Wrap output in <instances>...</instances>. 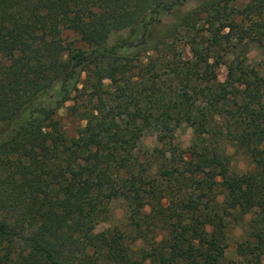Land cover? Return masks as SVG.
Wrapping results in <instances>:
<instances>
[{
	"label": "trees",
	"instance_id": "obj_1",
	"mask_svg": "<svg viewBox=\"0 0 264 264\" xmlns=\"http://www.w3.org/2000/svg\"><path fill=\"white\" fill-rule=\"evenodd\" d=\"M230 1L162 24L179 0H0V264H262L264 0Z\"/></svg>",
	"mask_w": 264,
	"mask_h": 264
},
{
	"label": "rangeland",
	"instance_id": "obj_2",
	"mask_svg": "<svg viewBox=\"0 0 264 264\" xmlns=\"http://www.w3.org/2000/svg\"><path fill=\"white\" fill-rule=\"evenodd\" d=\"M203 0H179L178 6L166 16L161 18L162 24H170L174 21L175 17L180 16L181 14L187 12L192 9L196 5H198ZM244 0H231L228 5L240 7L243 4ZM124 35V33H123ZM62 37L66 43H73L74 46H78L79 43L77 41V37L69 32H63ZM112 42L109 39L108 44ZM182 45V43H180ZM82 46V45H81ZM84 48V47H83ZM236 52L241 53L242 50H237ZM245 58L247 63L252 66L255 70H258L261 75L264 76V59L259 51L253 44H247V48L245 50ZM184 59H188L190 54L188 50L185 48L182 54ZM225 76V69L223 66H219L217 69V79L222 81ZM63 111H59V116L61 117V122L65 127L66 134L69 137L74 135V130L76 128H80L83 126L82 122L71 123L63 118ZM176 140L175 142L179 145L181 149H185L188 146L189 140L191 138V131L185 127H181L178 131H176ZM155 139L153 136L145 135L143 136L138 144V149L140 151L146 148H152L155 146ZM227 154L230 156V171L233 173H243L252 168L251 164L241 155L235 153L232 148H226ZM125 218V207L124 204L120 201H113L109 204V216L108 219L104 222H101L97 227L96 231L103 230L107 228H111L114 225H121ZM248 220V216L244 218V222ZM74 217H70L66 220H63L60 223V227L63 231L72 232L74 226ZM227 248L225 251L226 259H235L236 256L234 254L235 245L240 241L242 228L239 226H231L227 229ZM260 262L264 264V255L260 256Z\"/></svg>",
	"mask_w": 264,
	"mask_h": 264
}]
</instances>
